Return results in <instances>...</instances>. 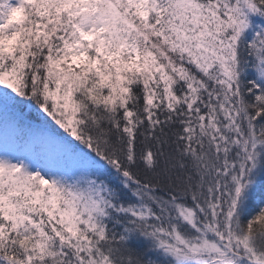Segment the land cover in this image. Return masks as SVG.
I'll list each match as a JSON object with an SVG mask.
<instances>
[{
    "label": "snow or ice",
    "instance_id": "6c2138e0",
    "mask_svg": "<svg viewBox=\"0 0 264 264\" xmlns=\"http://www.w3.org/2000/svg\"><path fill=\"white\" fill-rule=\"evenodd\" d=\"M0 264H264V0H0Z\"/></svg>",
    "mask_w": 264,
    "mask_h": 264
}]
</instances>
